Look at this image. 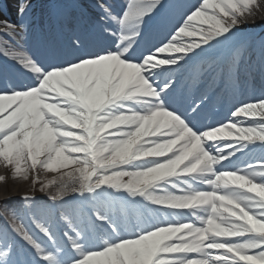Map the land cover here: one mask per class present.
<instances>
[{"label":"snow or ice","instance_id":"1","mask_svg":"<svg viewBox=\"0 0 264 264\" xmlns=\"http://www.w3.org/2000/svg\"><path fill=\"white\" fill-rule=\"evenodd\" d=\"M159 2L129 5L118 22L115 51L47 71L27 56L13 54L36 78V85L0 94V163L12 169L13 179H26L29 168L51 173L71 169L63 171L61 179L75 180L81 196H101L111 190L166 209L187 210L199 221L143 230L128 238H105L95 249L85 243L78 228L69 225L64 233L73 253L69 264H264V163L238 172L217 167L237 155L218 142L237 141L234 147L239 152L249 146L264 147V100L233 113L235 118L260 121V125L234 120L196 132L164 107L161 93L167 89L153 83L159 70L179 65L233 33L242 18L259 8V0H202L165 46L132 62L128 59L132 42L143 18ZM26 8L21 3L19 15ZM15 28L0 22V29L14 32ZM193 183L221 191H201ZM161 186L179 194L156 195ZM51 199L55 202L56 197ZM94 218L118 233L102 212ZM35 226L54 242L50 229ZM14 231L41 264H64L55 250L42 246L22 224ZM169 254L198 256L170 258ZM7 256L0 250V264H5Z\"/></svg>","mask_w":264,"mask_h":264},{"label":"bare ground","instance_id":"2","mask_svg":"<svg viewBox=\"0 0 264 264\" xmlns=\"http://www.w3.org/2000/svg\"><path fill=\"white\" fill-rule=\"evenodd\" d=\"M5 1V5H1L0 6V21H13L15 22V16H16V10H18V5L23 1V0H3ZM84 1V0H83ZM190 1V0H188ZM202 0H197V2L193 5V7L188 11V15L194 11L197 7L200 6ZM83 4H86L85 1L83 2ZM187 15V16H188ZM238 24H245L248 26H255V27H264V0H259V8H254L252 11V14L250 16H246L245 18H242L240 20V22ZM0 51L3 55H6L7 57H9L12 60L13 59V54H19L23 56V51L20 49V47L18 46V37L14 36V35H9L3 31L0 30ZM32 76L27 79V84L29 89L31 87H34L36 85V78L33 76V74H31ZM31 79V80H30ZM30 80V81H29ZM13 91L10 88H5L3 87L0 90V94H10ZM261 93L262 96L260 97V99L258 100H253L252 102H250L249 104H254V103H259L262 100H264V89H261ZM240 122H242L243 124L246 125H257L258 123H250V120H246L243 119ZM262 123V122H261ZM146 139H156L154 137H147ZM31 172H33V174L36 173V175L33 176V179L39 184L40 188L43 189L44 191L51 193L54 195V197H56L57 202L59 203V210L62 212L63 211V206L61 204L62 198L65 196L63 195L65 191H67L69 188L74 187V186H78V183L73 180V179H69L68 177H64L63 179H61V177L63 176V171H71V169H65L63 171H58L55 173H51V172H45L43 169L41 168H37L34 172L33 170H31L30 168L28 169ZM0 171H2V174L0 173V178L2 179V182H0V190L1 187L3 186H8L10 183H13V181L16 183V179L12 178V169L9 168H5L3 166L2 163H0ZM36 176V177H35ZM19 179V178H18ZM21 180H24L23 178H20ZM55 181L54 183H50ZM45 184H49V187L45 188L44 185ZM194 188H198V189H202V190H207L210 189L211 187L207 184H199V183H194V185L192 186ZM26 188V187H25ZM16 190V189H14ZM161 191H163L161 189ZM161 191H157L156 193H160ZM165 191H170L173 194H179L177 192L176 189H172L170 187H166ZM2 191H0L1 193ZM24 193H30V192H20V193H11V194H7L5 196L0 197V210H1V215L0 218L4 217L7 221V223L13 227V229L17 226V225H23L24 229L26 232H28L32 237L35 238H41L43 235L37 230L36 228V224H41L43 226L46 227V219L45 217H42L41 215H44L46 213L45 211V207H49L50 204H48V202H43L41 204H38L34 207V208H27L26 210H18L17 208H15L16 202L14 199L5 202V198L6 196H18L20 194H24ZM45 197H53V196H45ZM3 198V199H2ZM13 198V197H12ZM10 207V208H9ZM191 220L193 222H199L198 220H194V218L192 216H190ZM180 220H187L186 217L181 216V218H179ZM60 221L63 222V218L62 215L60 216ZM178 221L177 218L173 219L171 221V219H167L166 221H157L156 223L151 224L148 229L145 230H149V229H153L156 227H159L161 225L163 226H168L171 224V222H176ZM15 232V231H14ZM139 232V231H137ZM136 232H133V234ZM15 237L16 240L18 242V244L20 246H27L26 249H30V247L23 241L21 240L16 232H15ZM179 255V254H177ZM183 257L185 255L190 256V257H195L198 254H182ZM60 260H63V258H59Z\"/></svg>","mask_w":264,"mask_h":264},{"label":"rangeland","instance_id":"3","mask_svg":"<svg viewBox=\"0 0 264 264\" xmlns=\"http://www.w3.org/2000/svg\"><path fill=\"white\" fill-rule=\"evenodd\" d=\"M34 172H36V171H34ZM0 173L2 174V171H0ZM26 175H27V178L26 179L23 178L24 180H21L19 178V179H16V181H17L16 183L13 181V183H10L8 186L1 187L0 191H2V192L0 193V197L5 196L7 194H11V193L14 194L15 192L16 193H20V192L22 193L25 191L26 192L28 191V192L34 193V194H38V195L53 196L54 197L53 194L48 193V192L44 191L43 189H41L39 184L33 179V176L36 175V173L33 174V172H31L30 170H27ZM78 186H79V184H78ZM78 186H74V187L69 188L67 191L64 192L63 195L69 194L73 189H75ZM14 189H16V190H14ZM16 204H17L16 208L19 210H25V209L33 206V205H30L27 203L24 204V203H20V202H17ZM42 246H43V243H42ZM5 264H8V263H5ZM21 264H25V263L21 262Z\"/></svg>","mask_w":264,"mask_h":264}]
</instances>
